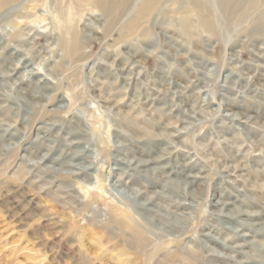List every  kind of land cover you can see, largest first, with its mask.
I'll return each instance as SVG.
<instances>
[{"label": "rangeland", "instance_id": "374dc122", "mask_svg": "<svg viewBox=\"0 0 264 264\" xmlns=\"http://www.w3.org/2000/svg\"><path fill=\"white\" fill-rule=\"evenodd\" d=\"M146 1L0 11V264H264V0Z\"/></svg>", "mask_w": 264, "mask_h": 264}, {"label": "bare ground", "instance_id": "6f19581e", "mask_svg": "<svg viewBox=\"0 0 264 264\" xmlns=\"http://www.w3.org/2000/svg\"><path fill=\"white\" fill-rule=\"evenodd\" d=\"M15 0H0V11L4 9L6 6L10 5L12 2ZM80 2L84 3L87 0H79ZM118 1L120 0H98V6L102 9H107L110 7H113ZM124 1V0H123ZM63 2V1H62ZM126 2V1H125ZM158 3V0H148L144 2L141 7L138 15L132 19L130 22L129 28L131 31L136 30V28L139 26V23L147 18L152 11L155 9L156 5ZM194 3V2H192ZM224 4V3H223ZM199 7L200 14L202 16V23L203 25L211 29V21H210V16H208V13ZM200 19V18H199ZM189 25H187L188 27ZM66 47L68 49L69 55L71 57H78L81 53V48L76 45L74 42H69L66 44ZM136 62V61H135ZM256 83V82H255ZM46 85V84H45ZM261 85V84H260ZM264 87V85H263ZM27 100V99H26ZM228 110V109H226ZM244 115V114H243ZM241 118V117H239ZM245 118V117H243ZM240 120V119H239ZM236 121V120H235ZM149 147V146H148ZM154 147V146H153ZM148 151V150H147ZM146 151V152H147ZM148 153V152H147ZM149 160V159H148ZM140 161V160H139ZM73 164V163H72ZM181 164V163H180ZM159 165V164H158ZM79 166V165H78ZM181 166V165H180ZM183 166V165H182ZM67 167V166H66ZM68 168V167H67ZM82 168V167H81ZM162 168V167H161ZM159 168V169H161ZM184 168V167H183ZM75 170V169H74ZM150 170V169H149ZM184 170V169H183ZM197 172V171H196ZM149 173V172H148ZM200 176V175H198ZM185 177V176H184ZM194 178V177H193ZM190 179V178H189ZM159 180V179H158ZM166 181V180H165ZM167 182V181H166ZM196 184V183H195ZM191 185V184H190ZM161 186V185H160ZM192 186V185H191ZM164 187V186H163ZM159 189V188H158ZM98 191V190H97ZM135 193V192H133ZM154 193V192H153ZM133 195V194H132ZM134 196V195H133ZM192 196V195H191ZM145 198V197H144ZM236 198V197H235ZM240 200V199H239ZM141 201V200H140ZM145 201V200H144ZM122 202V201H121ZM126 202L129 204V208L124 210V209H113L112 211V221L111 225L116 226L122 233L124 243L125 245L121 247L122 254L121 257H118L117 260L123 259L127 254H129V248H132V250L137 251V252H142L145 248V244L147 242L146 240V234L147 232L149 233V225H153V222L155 223L156 227L160 226L161 228H167L166 227V219L165 215H162V212L160 209H147L145 204L142 202H136L134 199L130 200V198L126 199ZM217 203V202H216ZM219 204V203H218ZM121 205V204H120ZM156 205V204H155ZM226 206V203H225ZM123 207V206H122ZM151 207V206H150ZM217 207V206H216ZM146 208V209H145ZM221 209V208H220ZM240 209V208H239ZM216 211V210H215ZM221 211V210H220ZM239 211V210H238ZM237 211V212H238ZM145 213V212H151L154 215L150 216L148 219H140V213ZM240 212V211H239ZM220 213V212H219ZM235 213V212H234ZM242 213V212H241ZM245 213V211H244ZM243 213V214H244ZM218 214V213H217ZM178 215V214H177ZM236 216V215H235ZM245 216V215H244ZM177 217V216H176ZM175 217V218H176ZM239 217V216H238ZM178 218V217H177ZM228 218V217H227ZM235 218V217H233ZM244 222V221H243ZM252 224V223H251ZM256 224V223H255ZM154 226V225H153ZM170 231H174L175 228H169ZM264 234V228L260 230ZM129 238H128V237ZM159 236V235H158ZM163 241V240H162ZM150 246V245H149ZM127 247V248H126ZM129 247V248H128ZM144 253V252H143ZM143 256V255H142ZM132 257V256H130ZM173 259L177 256H171ZM195 257V256H192ZM84 264H89L87 260H84ZM120 262V261H119ZM240 263V262H239ZM126 264H130L128 260H126ZM163 264V262H161ZM165 264V263H164ZM192 264V263H191Z\"/></svg>", "mask_w": 264, "mask_h": 264}]
</instances>
